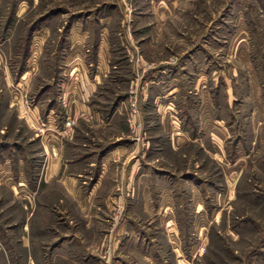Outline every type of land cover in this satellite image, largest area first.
<instances>
[{
  "label": "rangeland",
  "instance_id": "374dc122",
  "mask_svg": "<svg viewBox=\"0 0 264 264\" xmlns=\"http://www.w3.org/2000/svg\"><path fill=\"white\" fill-rule=\"evenodd\" d=\"M76 235L264 264V0H0V262Z\"/></svg>",
  "mask_w": 264,
  "mask_h": 264
},
{
  "label": "crops",
  "instance_id": "0c3cea01",
  "mask_svg": "<svg viewBox=\"0 0 264 264\" xmlns=\"http://www.w3.org/2000/svg\"><path fill=\"white\" fill-rule=\"evenodd\" d=\"M53 154H51L50 158L53 157ZM80 173H75V174H70V177H76L78 176ZM74 179H71L70 182H72L74 184ZM76 189V187L74 188ZM70 191V190H69ZM82 202V201H81ZM79 239V243L78 244H73L70 245L72 246L71 248L69 247V245H65L64 240H59L56 245H55V249H53V260L52 263L50 264H91V258L94 257V251H95V240L89 239V236H87L85 238V236L81 235V236H77ZM77 239V241H78ZM86 239V240H85ZM74 240V237L72 236V240ZM30 241H32L30 239ZM85 241H92L91 244H85ZM73 243V242H72ZM42 255V254H40ZM42 257H44V259L42 260H37L34 258L33 252H31L29 254V261L28 264H32V262L34 264H47V259H46V255H43ZM1 264H13L12 261L10 260V258H6V259H2V261L0 262Z\"/></svg>",
  "mask_w": 264,
  "mask_h": 264
},
{
  "label": "bare ground",
  "instance_id": "6f19581e",
  "mask_svg": "<svg viewBox=\"0 0 264 264\" xmlns=\"http://www.w3.org/2000/svg\"><path fill=\"white\" fill-rule=\"evenodd\" d=\"M76 31H77V27H76V28L74 27L72 32L74 33V32H76Z\"/></svg>",
  "mask_w": 264,
  "mask_h": 264
}]
</instances>
